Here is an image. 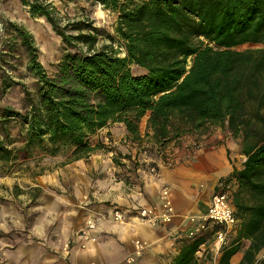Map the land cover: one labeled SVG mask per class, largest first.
<instances>
[{
  "label": "trees",
  "instance_id": "16d2710c",
  "mask_svg": "<svg viewBox=\"0 0 264 264\" xmlns=\"http://www.w3.org/2000/svg\"><path fill=\"white\" fill-rule=\"evenodd\" d=\"M20 1L51 26L63 49L48 71L32 35L3 23L27 54L36 88H23L22 111L0 108V164L63 148L73 160L87 159L111 150L93 137L115 123L141 145L144 117L145 136L158 150L186 132L225 129L245 159L229 175L237 185L232 206L240 223L217 264H230L241 239L250 241L247 261L264 248V0H91L116 13L114 34L93 27L89 17L61 23L45 0ZM99 37L109 43L98 46ZM1 82L3 90L16 84ZM11 120L23 129L19 146L12 145ZM216 229L179 239L169 264H206L208 253L198 258L196 252Z\"/></svg>",
  "mask_w": 264,
  "mask_h": 264
},
{
  "label": "crops",
  "instance_id": "0c3cea01",
  "mask_svg": "<svg viewBox=\"0 0 264 264\" xmlns=\"http://www.w3.org/2000/svg\"><path fill=\"white\" fill-rule=\"evenodd\" d=\"M145 120L142 126L139 125L141 138L146 132ZM113 126L118 127L114 129ZM102 131L114 133L107 147H114L116 154L112 155L111 148L103 153L95 152L87 159L71 160L69 168L73 171L69 187L57 199L61 203L57 202L56 206L46 210L44 216H38L34 224L38 234L45 230V235L48 232L52 237L57 228L80 230L85 220L94 218L97 226L93 241L82 249L77 236L72 237L73 247L66 259L48 258L40 249L32 250L27 256L22 251L16 257L18 263L28 258L31 264H114L131 253L134 241L139 239L147 243V248L136 264H169L178 253L179 239L186 238L189 217L197 218L206 213L213 193L224 189L232 204V194L237 185L229 175L233 168L241 167L245 156L241 153L239 141L225 129L215 127L214 131L202 134L198 150L183 149L170 165L165 164L162 158L140 157L138 147L133 146L141 147L143 142L141 145L129 141L119 143L128 140L122 124H111L97 134ZM124 154L130 158L122 157ZM151 168L153 172H150ZM163 186L169 190L174 211L170 222L150 225L133 221L140 210L156 215L161 213ZM113 209L123 213L126 223L112 220ZM236 220L235 227L227 235L225 247L236 238L240 223ZM210 239L211 235L208 242ZM238 243L239 250L231 256L230 264H264V248L253 253L247 261L244 253L250 241L241 239ZM196 256L202 258V254ZM218 257L219 254L213 256L210 253L206 264H217Z\"/></svg>",
  "mask_w": 264,
  "mask_h": 264
},
{
  "label": "rangeland",
  "instance_id": "374dc122",
  "mask_svg": "<svg viewBox=\"0 0 264 264\" xmlns=\"http://www.w3.org/2000/svg\"><path fill=\"white\" fill-rule=\"evenodd\" d=\"M45 1L55 7L61 23L68 19L82 20L89 17L93 21V27L114 34L116 13L100 4H94L91 0ZM4 22L20 25L32 35L38 50V59L48 71L60 58L63 46L60 37L54 33L51 26L42 17L31 15L28 7L20 0H0V108L8 106L13 110L22 111L23 88L34 93L36 78L27 68V54L19 40L16 44L12 41L13 29L3 28ZM104 42L109 43L106 38L99 37L98 46ZM132 70L134 73L140 72L136 67H132ZM2 80L16 84L3 90ZM145 118L141 119L140 126L143 125ZM10 125L11 138L14 140L12 145L19 146L18 132L22 133L23 129L14 120H11ZM113 127L115 129L118 126ZM212 131L214 127L210 128V132ZM112 133L99 132L93 137V142L101 140L106 146H110ZM142 133L144 134V131ZM142 139L141 147L133 146L139 148L137 153L140 157L162 158L164 162L168 159L170 163L174 162L183 149H192L194 144L198 145L202 140L199 133L186 132L176 141L169 142L163 149L158 150L145 134ZM127 141L129 140L119 143L126 144ZM110 148L112 155L116 154L115 148ZM104 151L100 149L96 153ZM71 160L73 159L70 150L63 148L54 155L42 154L26 160L0 164V264H17L18 261L15 260L19 252L25 251L27 256L34 249H40L51 259L67 258L70 248L73 247L72 237L76 236L79 229L57 228V232L51 237L48 232L47 236L45 235V230L43 234H38L34 224L38 216H44L46 210L56 206L57 202L61 203L57 199L69 187L73 171L69 168ZM90 219L95 220L88 218L84 223ZM21 264L31 262L25 258Z\"/></svg>",
  "mask_w": 264,
  "mask_h": 264
},
{
  "label": "built area",
  "instance_id": "2783aa9c",
  "mask_svg": "<svg viewBox=\"0 0 264 264\" xmlns=\"http://www.w3.org/2000/svg\"><path fill=\"white\" fill-rule=\"evenodd\" d=\"M199 149V145H195L190 149L195 152ZM165 164L170 165L168 159H165ZM168 161V162H167ZM154 169L151 168L150 172ZM162 196V211L159 215L150 214L146 210H140L132 220L140 221L150 225H156L158 223H168L174 213L172 202L169 198V190L166 186L161 189ZM111 218L114 222L119 224L126 223V218L119 209H113L111 212ZM190 226L186 231V238L193 239L200 235H203L210 226L217 227L216 230L211 234V239L206 246H201L196 254L204 255L211 253L213 256L219 254L220 249L224 246L228 233L235 227L237 220L234 215V210L229 198V195L224 190H218L210 196L209 205L207 212L200 215L199 217H189ZM96 220H88L82 229H80L76 236L79 239V247L84 249L94 239V231L96 229ZM147 248V243L143 240L134 241V249L129 253L122 261L114 264H136L138 257L141 256L142 252ZM214 262V261H213ZM90 264H96L91 262Z\"/></svg>",
  "mask_w": 264,
  "mask_h": 264
}]
</instances>
